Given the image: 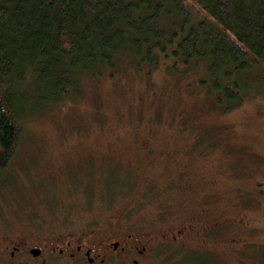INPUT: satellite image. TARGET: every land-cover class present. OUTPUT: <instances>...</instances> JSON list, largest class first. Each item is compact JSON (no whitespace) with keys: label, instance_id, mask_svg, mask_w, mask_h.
<instances>
[{"label":"rangeland","instance_id":"obj_1","mask_svg":"<svg viewBox=\"0 0 264 264\" xmlns=\"http://www.w3.org/2000/svg\"><path fill=\"white\" fill-rule=\"evenodd\" d=\"M171 63L102 67L75 101L25 105L0 175V226L103 230L117 220L157 233L221 216L242 226L192 232L188 248L159 247L143 264H264V68L226 109L205 67L176 73Z\"/></svg>","mask_w":264,"mask_h":264},{"label":"trees","instance_id":"obj_2","mask_svg":"<svg viewBox=\"0 0 264 264\" xmlns=\"http://www.w3.org/2000/svg\"><path fill=\"white\" fill-rule=\"evenodd\" d=\"M165 58L176 73L205 67L217 102L239 104L264 68V0H0V175L25 105H64L102 67Z\"/></svg>","mask_w":264,"mask_h":264},{"label":"flooded vegetation","instance_id":"obj_3","mask_svg":"<svg viewBox=\"0 0 264 264\" xmlns=\"http://www.w3.org/2000/svg\"><path fill=\"white\" fill-rule=\"evenodd\" d=\"M196 219L193 217L187 226L181 225L177 231L157 233L144 228L133 232L130 225L117 220L107 221L109 227L103 230L79 228L72 231L58 224L36 228L35 225L34 229L0 226V264H143L159 247H167L169 251L185 249L193 243L195 234L205 237L221 225L242 226L238 223L243 222L213 216L203 226ZM196 226L202 230L198 231Z\"/></svg>","mask_w":264,"mask_h":264}]
</instances>
